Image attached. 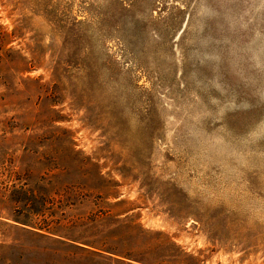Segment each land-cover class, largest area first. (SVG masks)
<instances>
[{
  "label": "rangeland",
  "instance_id": "rangeland-1",
  "mask_svg": "<svg viewBox=\"0 0 264 264\" xmlns=\"http://www.w3.org/2000/svg\"><path fill=\"white\" fill-rule=\"evenodd\" d=\"M0 264H264V0H0Z\"/></svg>",
  "mask_w": 264,
  "mask_h": 264
}]
</instances>
